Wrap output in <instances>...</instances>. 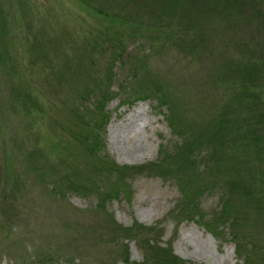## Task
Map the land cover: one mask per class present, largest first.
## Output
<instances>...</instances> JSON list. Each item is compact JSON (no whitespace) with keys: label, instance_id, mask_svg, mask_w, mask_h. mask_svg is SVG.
Instances as JSON below:
<instances>
[{"label":"rangeland","instance_id":"374dc122","mask_svg":"<svg viewBox=\"0 0 264 264\" xmlns=\"http://www.w3.org/2000/svg\"><path fill=\"white\" fill-rule=\"evenodd\" d=\"M239 2L0 0V264H156L152 240L178 264H264V206H254L264 155L258 170L243 148L247 131L248 148H264V0ZM94 90L105 105L84 95ZM146 90L165 93L167 106ZM244 93L260 101L251 105L261 121ZM171 121L187 138L223 126L222 154L236 157L237 189L218 176L198 199L204 221L183 220L176 182L151 169L162 148L185 141ZM97 143L107 166L139 169L104 180ZM225 187L242 212L237 242L229 225L218 236L205 227L221 217Z\"/></svg>","mask_w":264,"mask_h":264},{"label":"trees","instance_id":"16d2710c","mask_svg":"<svg viewBox=\"0 0 264 264\" xmlns=\"http://www.w3.org/2000/svg\"><path fill=\"white\" fill-rule=\"evenodd\" d=\"M173 2V0H171ZM215 1H223V0H215ZM227 1V0H225ZM251 1H256L257 3H259L261 0H240L239 3H241L242 5L245 4L247 2V5L251 2ZM233 3V2H232ZM230 8H226V10H228ZM42 56V55H41ZM44 57V56H43ZM115 59H113L114 61ZM262 63H264V60H261ZM244 69H247V65L244 64H240ZM235 68L237 70H239V66L235 65ZM244 77V75H243ZM110 79V78H109ZM106 91L105 94L108 97V99L110 98L107 94L108 92V87H105ZM139 89V87H138ZM248 91L250 92V94L255 95V89L252 87L248 88ZM249 93H247V95H250ZM85 96H98L101 105H105V103H107L108 100H102L101 94L98 91H91L88 93L84 94ZM156 99L158 102L159 106H167L166 103L168 101V98L166 96L165 93H156V92H152L149 90H146L144 93V99ZM247 98V99H245ZM242 100L246 101L247 105L250 106L249 108V116L254 117L257 121H261L263 119V117L260 118H256V115H253V110L255 106L251 105V102L253 101L255 105H257L260 101H255V99L253 98H248L246 97V93H244L240 98L239 101L240 103L242 102ZM157 106V107H159ZM77 107L80 110H84L82 108V106L77 105ZM161 108V107H159ZM37 111L41 112V108L38 106L36 108ZM96 122H92L91 123V127L95 126ZM173 122H170V125L172 126ZM182 125L181 123H179L177 125V127H173L172 129L174 131H176V133L183 137L185 139V141L183 143H181L180 145H175L173 147V151L172 152H168V148L164 147L161 149V151L159 152V160L155 163H152L151 165V169L153 170L155 176L157 177H167V178H171L173 179L178 188L181 191V199L178 201V205L180 206L179 208H177V213H179V216H182L183 220H188V221H196L195 219H200L201 221H204V219L202 217H200V212L197 210L199 203H198V199L199 197L205 193L208 192L212 189L217 188V183H216V178L220 175L223 174H230L231 176L229 177V179L226 181V186L228 184H232L231 185V192L236 191L237 189V185L233 182H230V180L234 179V180H241V176L239 175V168L234 169L231 165H233V163L231 162L232 160L235 162V156H229L227 153L226 156H223V152H222V144L218 143L220 138L217 136H221L222 135V131L224 129L223 126H220L219 128H214V125L211 126V129H207L205 131V133H201L198 134V132L196 131V129L190 128L189 132L193 133L192 136H190L189 138H187L185 131H183V129L181 128ZM256 131V130H255ZM208 134H212L211 138L206 137V135ZM248 134V131L243 134V148L244 151L246 152V154H250V153H254L257 157V161H256V168L258 169V166L263 164V155H264V148L262 146H258L255 149H249L248 145L250 143V141L247 140L246 135ZM264 139V138H263ZM215 142V145H212V149L210 150L209 154H207L205 157L201 158V160H198L196 158V153L197 151L204 146L207 143H212ZM263 145L264 143H258V145ZM96 148H93L92 151L90 150V152L96 157V154L98 153V155L100 156V148L101 146L97 143ZM97 150V151H96ZM35 156L37 155L34 152ZM101 157V156H100ZM97 158V157H96ZM102 158V157H101ZM37 159V157H36ZM97 160H99V158H97ZM38 162V160H37ZM99 162L102 164V168L100 169L99 173H104V180H109L110 181V176H111V172L118 170H123V173L121 174V179L124 181V179H126L127 176V172L131 171V170H138L139 168H129V167H123V169L118 168V166L112 164L111 166H107L104 162H101L99 160ZM202 164L203 168L202 170H199L200 165ZM36 168V167H35ZM142 169L148 170L151 172V170L149 169V167H144ZM259 170V169H258ZM255 170H252V172L249 173V175H247V177L252 178L253 174L258 172ZM36 171H38V168H36ZM196 172V173H195ZM152 173V172H151ZM264 177V176H263ZM42 177L39 175V179H41ZM211 180H213L214 184L211 182ZM100 180H97V182H99ZM243 184L246 186V181L245 179L243 180ZM264 185V183H263ZM245 186H243V194L246 197H253V199L255 198L254 194L251 193V191L249 190V188L247 189ZM129 187H122L120 188V191H122L123 189H127ZM60 192V190H59ZM236 194L233 195H229L226 193V187L225 189H222L221 192V196H220V202L222 205V209L220 210V214L221 217L214 219V220H210V222L212 223L210 226L209 224L205 225L206 229L209 231V233L212 236H218L217 233L221 234L224 226L229 225V228L231 230V237L233 241L237 242V235L234 232V226L237 223L236 221V212L238 210V207L236 206V204L230 205V201L231 199H235ZM260 196V200H262V198L264 197V189L262 190V192L259 193ZM257 209H261L264 206V202H261L259 205H254ZM264 211V210H263ZM240 215H242V212L240 210L239 212ZM223 228V229H222ZM120 231V228L117 230ZM112 233H116L115 229H112ZM147 247H150V250H157L156 256H155V263L156 264H160V261L158 260L159 257H161V259H165V264H178L177 260H179V258H175L172 256L171 258V251L170 250H165L159 246H156V248L152 247L150 244L153 243V240L151 242L147 241L145 242ZM240 247L239 245H236V252H239ZM126 255L128 256V253H126ZM241 255V254H240ZM248 261L247 258H244L243 263L242 264H246V262ZM127 263V262H125Z\"/></svg>","mask_w":264,"mask_h":264}]
</instances>
